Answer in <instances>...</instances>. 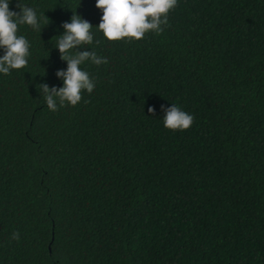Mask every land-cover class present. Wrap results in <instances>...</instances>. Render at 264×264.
Here are the masks:
<instances>
[{
    "label": "trees",
    "instance_id": "16d2710c",
    "mask_svg": "<svg viewBox=\"0 0 264 264\" xmlns=\"http://www.w3.org/2000/svg\"><path fill=\"white\" fill-rule=\"evenodd\" d=\"M20 2L49 23L18 26L28 64L0 73V264H264V0H177L130 42L97 31L96 0ZM73 11L94 37L73 51L108 62L53 112L37 85L63 86ZM173 104L188 129L164 127Z\"/></svg>",
    "mask_w": 264,
    "mask_h": 264
},
{
    "label": "clouds",
    "instance_id": "9594fccd",
    "mask_svg": "<svg viewBox=\"0 0 264 264\" xmlns=\"http://www.w3.org/2000/svg\"><path fill=\"white\" fill-rule=\"evenodd\" d=\"M10 0H0V48L4 55L0 56V73L10 75L11 70L25 68L30 55L29 41L23 35H17L19 25H28L35 31L41 32V22L49 23L44 13L37 15L33 7L18 3L19 13L9 9ZM96 8L102 11L97 31L101 32L108 41L126 39L141 40L148 32L159 35L163 32L162 25H168V14L177 6V0H96ZM64 33L58 36L55 47L60 52V58L67 62L66 70H58L56 76L63 81L60 88L45 84L37 85L47 108L53 112L65 104L75 107L82 100V92L92 93L96 84L94 78L81 65L90 61L94 65L106 64L107 58L98 56L94 50L73 51L78 46L92 45L94 41L90 22L81 18L73 11L70 22L63 23ZM99 45L101 41L96 40ZM88 103L87 100L84 101ZM162 110L163 125L170 130H186L193 121L191 114L181 110L175 104ZM149 107L148 112L154 113ZM11 239L19 241L20 234L14 231Z\"/></svg>",
    "mask_w": 264,
    "mask_h": 264
}]
</instances>
